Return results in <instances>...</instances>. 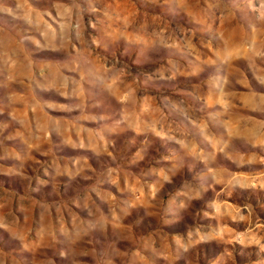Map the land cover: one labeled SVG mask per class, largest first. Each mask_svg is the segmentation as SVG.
<instances>
[{
  "label": "rangeland",
  "instance_id": "374dc122",
  "mask_svg": "<svg viewBox=\"0 0 264 264\" xmlns=\"http://www.w3.org/2000/svg\"><path fill=\"white\" fill-rule=\"evenodd\" d=\"M0 264H264V0H0Z\"/></svg>",
  "mask_w": 264,
  "mask_h": 264
}]
</instances>
